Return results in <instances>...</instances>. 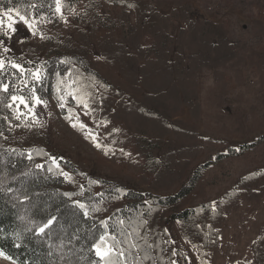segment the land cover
<instances>
[{
  "label": "trees",
  "instance_id": "obj_1",
  "mask_svg": "<svg viewBox=\"0 0 264 264\" xmlns=\"http://www.w3.org/2000/svg\"><path fill=\"white\" fill-rule=\"evenodd\" d=\"M79 1H84L83 23L103 25L102 2L133 12L136 22L127 27L121 42H112L120 45L119 57L113 56V47L103 38L94 43L86 39L83 50L66 44L61 45L64 49L57 47L64 54L55 55L50 65L46 64L42 84L45 93H53L54 97L60 93L68 69L77 93L90 82L104 83V75L93 67L94 58L89 56L93 43L102 59L115 60L114 68L121 75L117 87L115 83L107 84L108 90L113 86L118 89L113 90L120 95L121 114L124 109L133 110L145 119V124L135 126V132L144 141L140 150L151 163L154 177L173 172L176 154L173 151L166 157L163 152L168 150L169 140L165 138L183 131L176 127L173 115L182 107L191 116L198 115V74L232 60L239 49L237 44L242 42H233L218 22L192 20L190 4L178 6L169 14L158 11L156 8L163 3L154 0H60V5L71 14L72 6ZM55 6L56 0H0V9H17L36 26L56 17ZM174 17L185 23L177 36L170 33L169 27ZM144 39L150 41L146 44ZM25 81L31 84L9 63L0 69V85L9 86L7 91L0 87V252L14 264H102L93 245L105 233V242L125 252L123 257L112 253L114 264H176V257L179 264H188L184 252L170 247L165 227L168 214L179 222L185 240L200 243L199 262L206 264L208 253L218 245V229L226 213L236 208L241 198L249 205L264 200V171L242 176L215 206L204 203L182 210L178 209L180 199L195 188L199 171L186 185L179 182L183 187L174 195L163 196L139 194L104 178H91L79 166L70 169L65 179L61 166L52 162L41 145H35V139L23 143L34 133L23 132L26 136L21 142L14 141L11 107L19 101L12 97L22 96L29 101L32 95ZM36 92L42 97L41 90ZM111 106L117 107L113 102ZM17 129L21 130V125ZM50 219L53 222L39 232ZM132 244L136 247H130ZM250 249L255 264H264V227Z\"/></svg>",
  "mask_w": 264,
  "mask_h": 264
},
{
  "label": "rangeland",
  "instance_id": "obj_2",
  "mask_svg": "<svg viewBox=\"0 0 264 264\" xmlns=\"http://www.w3.org/2000/svg\"><path fill=\"white\" fill-rule=\"evenodd\" d=\"M154 2L163 3L156 8L162 14L190 4L192 20L218 22L233 42H242L237 44L239 49L232 60L211 70L203 69L198 74V115L191 116L186 107L173 115L176 127L183 130L165 138L169 141L164 155L170 157L173 151L176 154L173 172L166 171L154 177L151 163L140 150L144 141L135 132V126L145 124V119L133 110L124 109L121 114L120 95L113 90H118L115 88L116 80L121 79V75L114 68L113 58L102 59L99 56L93 40L105 39L113 47V56L119 57L120 45L115 43L121 42L127 27L135 24L136 16L131 11L124 12L116 5L103 2L100 10L103 25L83 23L84 1L72 6L71 14L65 12L62 5L61 11L57 12L55 6L56 17L40 26L34 24L33 28L12 13V29H8V18L2 17L0 60L5 64L11 61L21 65L23 70L15 69L33 84L31 87L25 81L32 95L29 101L16 102L11 107L15 120L12 136L14 141L21 142V138L26 136L23 132L34 133L23 143L28 144L30 139H35V145H41L52 162L61 166V175L65 179H68L70 169L79 166L91 178H104L139 194L174 195L182 189L180 184L186 185L192 174L199 171L198 183L180 199L178 209H190L204 203L215 206L224 192L236 185L242 176L264 171V0ZM7 10L0 9V13ZM256 20L262 22H254ZM169 27L170 33L177 36L185 23L174 17ZM86 39L93 42L90 43L92 50H89V56L94 58L93 67L104 75V83L90 82L86 89L77 93L73 89L76 83L68 69L63 76L65 81L60 93L56 97L53 93H45L42 86L44 70L55 55L64 54L61 45L83 50ZM149 41L144 39L142 42L147 44ZM31 62L34 65L30 66ZM37 69L40 70L39 80L31 75ZM51 74L53 76L54 70ZM109 83H115L111 90H108ZM39 90L42 97L35 93ZM35 98L42 102L37 103ZM111 102L117 107L111 106ZM117 110L120 113L117 114ZM19 125L21 130L17 129ZM261 184L264 185V181ZM165 227L170 247L184 252L190 264H200V243L185 240L179 222L170 214ZM263 227L264 200L249 205L246 199L241 198L239 205L226 213L225 221L219 226L218 245L208 253L206 264L255 263L250 244ZM105 246L111 245L105 242ZM5 257L0 255V264H14ZM174 261L180 263L178 257Z\"/></svg>",
  "mask_w": 264,
  "mask_h": 264
},
{
  "label": "snow or ice",
  "instance_id": "obj_3",
  "mask_svg": "<svg viewBox=\"0 0 264 264\" xmlns=\"http://www.w3.org/2000/svg\"><path fill=\"white\" fill-rule=\"evenodd\" d=\"M56 11L57 12L61 11L60 0H56ZM12 13H15V15L18 16L26 25H28L29 28H33L34 27L33 24L25 16L21 15L20 12L17 9H8L7 11H4V12L0 13V27L4 26V19L2 17H7L8 21H9L7 27H8V29H12V23H11V20H12L11 14ZM5 35H7V32H5ZM4 50L8 51L7 48H5ZM9 63L11 64V66L13 68H20L21 70H23L21 65L15 64L14 62H11V61H9ZM4 66H5V61L4 60H0V69H3ZM39 72H40L39 69H37L35 72H31V75L33 76L34 79H36V80L40 79ZM0 87H3L4 91H7L9 86L7 84H4V85H0ZM12 99L14 101H19L20 103H25V100H24V98L22 96H13ZM35 99H36L37 103H41L42 102V101L39 100V98H35ZM61 106H63V105H61ZM38 167H39V165H38ZM80 207L83 208L84 205L81 204ZM52 222H53L52 219H50L48 221V223L45 224L40 229V231L41 232L44 231V228H47L48 225H50ZM101 223H105L106 224L105 221H101ZM106 236H107V233H105L104 235H101L99 237V241L96 244L93 245V248L95 249L96 255L98 257H100V259L102 261V264H114L113 260L111 259L112 253L116 252V254L118 256L123 257V256H125V252L122 249L117 251L115 249V247H113V246H105ZM130 247H136V245L132 244V245H130ZM0 255H4V254L2 252H0ZM5 258H8V257H5Z\"/></svg>",
  "mask_w": 264,
  "mask_h": 264
},
{
  "label": "crops",
  "instance_id": "obj_4",
  "mask_svg": "<svg viewBox=\"0 0 264 264\" xmlns=\"http://www.w3.org/2000/svg\"><path fill=\"white\" fill-rule=\"evenodd\" d=\"M188 263H189V262H188ZM189 264H190V263H189ZM249 264H255V263H253V261H250Z\"/></svg>",
  "mask_w": 264,
  "mask_h": 264
}]
</instances>
